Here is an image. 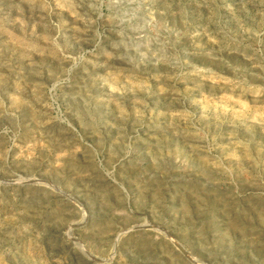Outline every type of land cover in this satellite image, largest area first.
Returning a JSON list of instances; mask_svg holds the SVG:
<instances>
[{
  "label": "rangeland",
  "instance_id": "374dc122",
  "mask_svg": "<svg viewBox=\"0 0 264 264\" xmlns=\"http://www.w3.org/2000/svg\"><path fill=\"white\" fill-rule=\"evenodd\" d=\"M0 264H264V0H0Z\"/></svg>",
  "mask_w": 264,
  "mask_h": 264
}]
</instances>
